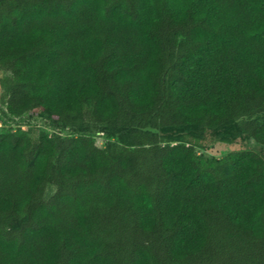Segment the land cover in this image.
Segmentation results:
<instances>
[{"label":"trees","instance_id":"trees-1","mask_svg":"<svg viewBox=\"0 0 264 264\" xmlns=\"http://www.w3.org/2000/svg\"><path fill=\"white\" fill-rule=\"evenodd\" d=\"M0 67L68 130L0 133V264H264V0H0Z\"/></svg>","mask_w":264,"mask_h":264},{"label":"rangeland","instance_id":"rangeland-1","mask_svg":"<svg viewBox=\"0 0 264 264\" xmlns=\"http://www.w3.org/2000/svg\"><path fill=\"white\" fill-rule=\"evenodd\" d=\"M10 72L5 67H0V76L8 75ZM1 92V89H0ZM21 130L28 133H36L43 130L48 134L60 133L61 135L68 134L66 129H56L49 125V122L38 114L25 113L20 116H13L6 110L5 104L0 99V133L8 130ZM94 140L98 146H103L106 137L101 133H94ZM244 148H256L259 147L252 141L245 137L235 139L231 143H223L219 141H208L205 148H198V153L205 157H221L229 151L244 149ZM55 191V186L49 183L46 187L45 197L48 198Z\"/></svg>","mask_w":264,"mask_h":264}]
</instances>
